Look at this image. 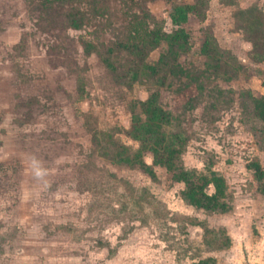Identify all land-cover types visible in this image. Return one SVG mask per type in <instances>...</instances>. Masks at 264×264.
Returning <instances> with one entry per match:
<instances>
[{"label": "rangeland", "instance_id": "1", "mask_svg": "<svg viewBox=\"0 0 264 264\" xmlns=\"http://www.w3.org/2000/svg\"><path fill=\"white\" fill-rule=\"evenodd\" d=\"M173 3L194 6L186 46L147 49L146 32L175 29ZM151 93L177 165L224 177L225 211L186 203L150 151L153 175L116 162ZM261 94L264 0H0V264H264Z\"/></svg>", "mask_w": 264, "mask_h": 264}, {"label": "trees", "instance_id": "2", "mask_svg": "<svg viewBox=\"0 0 264 264\" xmlns=\"http://www.w3.org/2000/svg\"><path fill=\"white\" fill-rule=\"evenodd\" d=\"M193 8V5L187 3H173L169 16L175 29L171 33L159 29L146 32L147 49L155 47L161 41L173 43L178 47L184 48L187 44V33L183 28V24L187 21ZM71 23L74 28H79L80 26L75 20H72ZM80 43L85 53H90L95 48L94 44L86 39H82ZM112 50V48L108 47L107 53ZM201 53L218 59L217 49L214 47V37L209 32L206 33L205 39L201 44ZM102 59L106 67L114 69V65L108 56H104ZM136 75V72H134L132 77L135 78ZM250 100L252 113L261 123L264 133V94L250 95ZM130 118V126L127 133L138 142V148L134 152L125 151V156H120L116 162L136 164L144 172L153 175L151 166L143 159V153L150 151L154 164L163 166L168 171H171L173 179L183 183L180 195L186 203L207 211H225L227 209L225 201L227 185L221 174L215 170L195 173L177 165V157L180 153L179 147L181 145L178 139L179 134L165 133L164 127L169 123L170 113L158 104L155 93H151L145 100L138 101L137 106L135 104L132 105ZM249 166L254 179L259 184L258 189L264 195V169L257 162L250 163ZM198 264L213 263L206 259L201 260Z\"/></svg>", "mask_w": 264, "mask_h": 264}]
</instances>
